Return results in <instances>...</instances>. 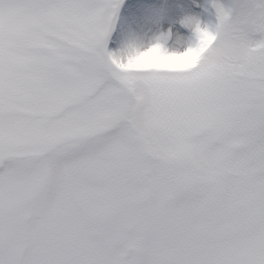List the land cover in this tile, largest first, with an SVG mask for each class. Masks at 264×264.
I'll list each match as a JSON object with an SVG mask.
<instances>
[{"label":"snow or ice","instance_id":"obj_1","mask_svg":"<svg viewBox=\"0 0 264 264\" xmlns=\"http://www.w3.org/2000/svg\"><path fill=\"white\" fill-rule=\"evenodd\" d=\"M0 264H264V0H0Z\"/></svg>","mask_w":264,"mask_h":264}]
</instances>
